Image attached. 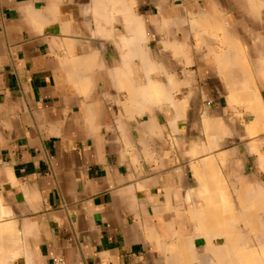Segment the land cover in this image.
Masks as SVG:
<instances>
[{
    "label": "crops",
    "instance_id": "1",
    "mask_svg": "<svg viewBox=\"0 0 264 264\" xmlns=\"http://www.w3.org/2000/svg\"><path fill=\"white\" fill-rule=\"evenodd\" d=\"M1 227L0 264H264V5L0 0Z\"/></svg>",
    "mask_w": 264,
    "mask_h": 264
},
{
    "label": "bare ground",
    "instance_id": "2",
    "mask_svg": "<svg viewBox=\"0 0 264 264\" xmlns=\"http://www.w3.org/2000/svg\"><path fill=\"white\" fill-rule=\"evenodd\" d=\"M252 1H255V0H252ZM253 3H254V2H253ZM258 3H259V6H260V5L262 6V5H264V0H258ZM253 6H254V5H253ZM212 159H213V158H212ZM208 161L210 162V165H211V166H210L209 164H207V165H208L207 168H210V167H211L213 170H217V168L214 169V167H215L216 165H213V162L210 161V160H207V163H209ZM215 162H216V161H215ZM205 165H206V164H205ZM202 166H203V165H202ZM209 166H210V167H209ZM212 166H214V167H212ZM205 167H206V166H205ZM208 170H209V169H208ZM196 171H197V170H196ZM200 171L203 172L202 175L204 176V175L206 174V172H207V169L204 168L203 170H200ZM204 171H205V172H204ZM209 171H210V170H209ZM197 172H199V170H198ZM207 173L209 174V172H207ZM197 174H198V173H196V175H197ZM200 174H201V173H200ZM216 175H217V174H216ZM216 175H215V177H214V178H215V179H214V180H215L214 182H217L216 179H217L218 177H216ZM218 176H219V175H218ZM220 176H221V175H220ZM197 177H198V176H197ZM219 178H220V177H219ZM203 180H204V179H203ZM204 182H205V180H204ZM207 182H208V181H207V179H206V182H205V183H207ZM211 183H212V181H211ZM207 184H208V185H207ZM207 184H206V185H207V188H209V187H208V186H210V185H209V182H208ZM212 184H213V183H212ZM212 184H211V185H212ZM216 184H217V186H218V183H216ZM216 184H213V186L216 185ZM199 185H200V184H199ZM203 185H204V184H203ZM222 185H223V184H222ZM217 186H215V187H217ZM220 187L223 188L222 186H220ZM209 189H210V188H209ZM209 189H208V190H209ZM213 189H214V187H213ZM219 189H220V188H219ZM215 190H216V189H215ZM220 190H221V189H220ZM213 191H214V190H212V192H211V191H208V193L211 192V193L214 194L215 192H213ZM216 191H217V190H216ZM206 196H207V195H206ZM208 196H209V194H208ZM208 196H207V197H208ZM210 199H211V198H210ZM212 200H215V199L212 198ZM213 202H214V201H213ZM213 202H212V203H213ZM214 203H215V202H214ZM214 203L212 204V208L214 207V209H215V204H214ZM218 203H219V202H218ZM208 205H210V203H209ZM213 205H214V206H213ZM216 205H217V204H216ZM220 205H221V204H220ZM254 207H255V206H254ZM217 208H218V207H216V209H217ZM205 209H206V208H205ZM208 209H210V208H208ZM208 209H207V210H208ZM215 211H216V210H215ZM215 211H214V212H215ZM217 211H218V210H217ZM217 211H216V212H217ZM205 212H206V211L204 210L203 213H205ZM214 212H213V213H214ZM199 213L201 214V212H199ZM203 213H202V214H203ZM205 214H207V213H205ZM248 214H249V213H248ZM203 215H204V214H203ZM216 215H217V214H216ZM251 215H252V214H251ZM217 216H218V215H217ZM217 216H215V215L212 216V219H213V217H217ZM222 216H225V217H226V215H225L224 213H223ZM222 216H221V218L223 219ZM235 216H236V215H235ZM203 217H204V216H203ZM218 217H219V216H218ZM197 218H198V217H197ZM215 219H216V218H215ZM224 219H227V218H224ZM224 219H223V220H224ZM231 219H232V217H231ZM206 220H207V219H206ZM213 220H214V219H213ZM213 220H211V221L214 223L213 225L216 224V227H218V228L221 230V226H218V223H219L220 221L218 222V221H216V220H215V221H213ZM218 220H219V219H218ZM228 220H229V219H227V221H228ZM235 220H236V219H235ZM237 220H238V219H237ZM211 221H210V222H211ZM221 221H222V220H221ZM225 221H226V220H224V222H225ZM227 221H226V222H227ZM216 222H217V223H216ZM222 222H223V221H222ZM228 222H229V221H228ZM228 222H227V223H228ZM233 222H234V221H233ZM230 223H231V220H230ZM234 223H235V222H234ZM205 225H206V224H205ZM209 225H210V224H209ZM213 225H212V228L214 227ZM229 225H230V227L227 226V228H228V229H229V228H232V229H233L232 226H234V224L231 223V224H229ZM245 225H246V224H245ZM210 226H211V225H210ZM210 226H209V227H210ZM245 227H246V226H245ZM210 228H211V227H210ZM214 228H215V227H214ZM235 228H236V227H235ZM219 229L216 228L217 231H219ZM222 229H224V228H222ZM225 229H226V228H225ZM1 230H3L2 232L0 231V233H1L0 236L2 237V234L4 233V229H3V227H1ZM208 230H209V229H208ZM226 230H227V229H226ZM230 230H231V229H230ZM234 230H235V229H234ZM217 231H215V232H217ZM223 231L225 232V230H223ZM227 231H228V230H227ZM226 233H227V232H226ZM231 233L234 234L235 231H234V232L232 231ZM236 233H237V232H236ZM9 235H10V234H9ZM14 235H15V234H14ZM227 235H228V233H227ZM1 237H0V240H4V239H2L3 237H2V238H1ZM15 238H16V237H15ZM235 240H236V239H235ZM227 241H228V242H227ZM237 241H238V240H237ZM258 241H259V240H258ZM1 242H2V241H1ZM1 242H0V243H1ZM226 242H227V244H228V243L230 244L229 239L226 240ZM234 243H235V242H234ZM234 243H233V244L231 243V244H232V246L236 249V247L234 246ZM258 243H259V242H258ZM229 244H228V245H229ZM235 244H236V243H235ZM2 245H3V246H2ZM12 245H13V244H12ZM210 245H211V244H210ZM210 245H209V246H210ZM212 246H213V245H212ZM223 246H224V245H223ZM226 246H227V245H226ZM226 246H224V249L228 252V249H226V248H228V247H226ZM229 246H230V245H229ZM230 248H231V247H230ZM234 248H232V249H234ZM13 249H14V248H13ZM13 249H12L11 246L4 245V241L2 242V244H0V258L2 257V258L0 259V263H1V260H2L4 257H6V256H10V254H11V253H10V250L13 251ZM15 250H16V249H15ZM15 250H14V251H15ZM237 250H238V249H237ZM237 250H236V251H237ZM250 250L252 251L251 253H254V255H255V252H253V251H255V250H254V249H250ZM14 251H13V252H14ZM230 251H231V250H230ZM232 251H233V250H232ZM234 251H235V250H234ZM243 251H244V250H243ZM15 252H16V251H15ZM217 253H218V252H217ZM237 253H238V252H237ZM247 253L249 254L248 251H247ZM247 253H246V254H247ZM188 254H189V253H188ZM219 254H220V253H219ZM244 254H245V251H244ZM246 254H245L244 256H246ZM15 255H16V254H15ZM256 255H257V254H256ZM187 256H188V255H187ZM234 256H235V254H234ZM253 257H254V256H253ZM253 257H252V258H253ZM261 257H262V256H261ZM186 258H187V257H186ZM239 258H240V257H239ZM239 258H238V259L236 258V259L239 260ZM245 258L249 259L250 257H247V256H246ZM5 259H6V258H5ZM8 259H9V258H8ZM247 259H246V262L244 261L245 264L248 263V262H247ZM3 260H4V259H3ZM6 260H7V259H6ZM250 260L252 261V259H250ZM250 260H249V261H250ZM4 261H5V260H4ZM242 262H243V261H242ZM249 264H251V263L249 262Z\"/></svg>",
    "mask_w": 264,
    "mask_h": 264
},
{
    "label": "built area",
    "instance_id": "3",
    "mask_svg": "<svg viewBox=\"0 0 264 264\" xmlns=\"http://www.w3.org/2000/svg\"><path fill=\"white\" fill-rule=\"evenodd\" d=\"M53 264H73L70 263L67 259L64 257L58 256L53 259Z\"/></svg>",
    "mask_w": 264,
    "mask_h": 264
},
{
    "label": "rangeland",
    "instance_id": "4",
    "mask_svg": "<svg viewBox=\"0 0 264 264\" xmlns=\"http://www.w3.org/2000/svg\"><path fill=\"white\" fill-rule=\"evenodd\" d=\"M2 232V231H1ZM0 235H1V233H0ZM3 235H4V233L2 234V237H3ZM1 237V236H0Z\"/></svg>",
    "mask_w": 264,
    "mask_h": 264
}]
</instances>
